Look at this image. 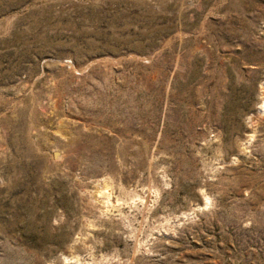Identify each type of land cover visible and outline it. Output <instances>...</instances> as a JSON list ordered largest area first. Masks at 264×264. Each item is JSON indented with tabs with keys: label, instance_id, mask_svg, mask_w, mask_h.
Wrapping results in <instances>:
<instances>
[{
	"label": "rangeland",
	"instance_id": "obj_1",
	"mask_svg": "<svg viewBox=\"0 0 264 264\" xmlns=\"http://www.w3.org/2000/svg\"><path fill=\"white\" fill-rule=\"evenodd\" d=\"M0 264H264V0H0Z\"/></svg>",
	"mask_w": 264,
	"mask_h": 264
},
{
	"label": "bare ground",
	"instance_id": "obj_2",
	"mask_svg": "<svg viewBox=\"0 0 264 264\" xmlns=\"http://www.w3.org/2000/svg\"><path fill=\"white\" fill-rule=\"evenodd\" d=\"M207 204H208V202H207ZM207 207V206H206Z\"/></svg>",
	"mask_w": 264,
	"mask_h": 264
}]
</instances>
